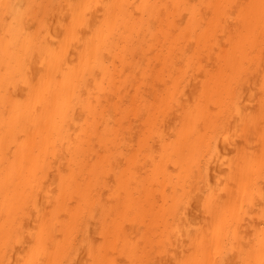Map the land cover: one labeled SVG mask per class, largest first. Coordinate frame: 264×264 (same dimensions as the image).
Listing matches in <instances>:
<instances>
[{
	"label": "bare ground",
	"instance_id": "6f19581e",
	"mask_svg": "<svg viewBox=\"0 0 264 264\" xmlns=\"http://www.w3.org/2000/svg\"><path fill=\"white\" fill-rule=\"evenodd\" d=\"M0 264H264V0H0Z\"/></svg>",
	"mask_w": 264,
	"mask_h": 264
}]
</instances>
